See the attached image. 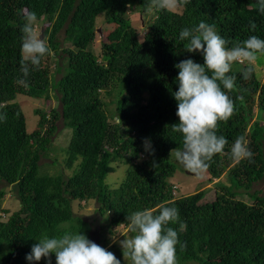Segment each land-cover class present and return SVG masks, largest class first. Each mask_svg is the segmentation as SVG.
Returning a JSON list of instances; mask_svg holds the SVG:
<instances>
[{"label":"trees","instance_id":"16d2710c","mask_svg":"<svg viewBox=\"0 0 264 264\" xmlns=\"http://www.w3.org/2000/svg\"><path fill=\"white\" fill-rule=\"evenodd\" d=\"M149 4L150 0H0V203L8 193L20 202L7 221H0V264H30L26 256L35 239L61 235L65 231L60 224L76 218L89 225L82 233L90 239L94 222L76 216L73 204L93 201L100 217L108 218L101 245L108 246L121 264L130 262H124L121 247L113 243L115 230L125 227L127 214L165 202L179 209L180 222L186 225L179 232V264H264V196L252 192L264 179V58L252 65L236 62L229 73L236 76L235 89L228 92L236 111L217 129L229 144L208 169L216 179L227 174V182H217L210 196L207 190L180 195L174 181L180 163L171 153L183 146L181 134L171 127L179 122L174 66L186 59L203 63L199 53L185 51L181 30L204 21L215 25L231 47L251 35L264 39V14L254 7L256 0H188L180 12L154 9L139 30L131 15L147 14ZM25 10L35 12L38 22L49 23L44 35L53 54L43 57L21 84ZM99 17L111 28L99 31ZM62 32L63 44L58 39ZM249 67L251 76L245 79L242 73ZM54 73L61 78L53 81ZM50 92L58 97L60 109H38L37 127L28 132L17 96L40 99ZM60 121L72 132L65 162L72 174L67 177L63 170L46 173L59 168L57 156L50 164L40 163L58 153L54 143ZM241 135L253 156L237 162L230 148ZM145 140L154 154L145 150ZM119 163L127 167L125 178L111 189L106 179ZM170 226L179 231L180 223ZM39 264L47 263L42 259Z\"/></svg>","mask_w":264,"mask_h":264},{"label":"clouds","instance_id":"9594fccd","mask_svg":"<svg viewBox=\"0 0 264 264\" xmlns=\"http://www.w3.org/2000/svg\"><path fill=\"white\" fill-rule=\"evenodd\" d=\"M187 2L188 0H150L148 11L155 9L174 12ZM128 7L131 8V5ZM254 7L264 14V0H256ZM24 21L21 28L23 35L20 61L23 79L18 81L21 84L27 83L30 70L38 68L43 57L53 54L44 38V30L41 32L44 37L36 30V25L43 23L38 22L37 14L25 10ZM250 27L255 30V23L250 22ZM179 38L187 41L185 51L199 53L203 63L186 59L174 66L178 69V90L173 93V97L177 102L176 116L179 122L171 127L181 134L183 146L173 149L171 153H175L176 160L186 170L199 177L208 172L213 157L223 153L229 144L226 137L217 135V129L219 122L229 120L236 111L235 101L228 95L236 86V76L229 75L232 66L236 62L252 65L260 56H264V39L251 35L229 47L230 42L217 32L215 25L204 21L193 27L183 28ZM251 72L249 67L242 74L248 79ZM118 120L120 121L119 117ZM144 146L146 151L154 154L149 140L144 141ZM230 155L237 162L252 158L253 153L245 136H238L232 142ZM9 197L10 193L4 200ZM4 200L0 203V221H7L15 211H9L8 214L3 212ZM177 223H180L179 231L170 226ZM124 225L127 234H122L124 239L119 241L124 262L179 264L176 254L177 245L180 244L179 232L186 225L180 222L177 207L165 202L155 208L134 211L127 214ZM35 240L37 242L26 256L30 264H39L42 259L51 264L53 254L55 264H121V260L107 250L108 246L102 247L101 239H97L98 244L92 241V231L90 239L79 228V231H65L58 236L45 234Z\"/></svg>","mask_w":264,"mask_h":264},{"label":"rangeland","instance_id":"374dc122","mask_svg":"<svg viewBox=\"0 0 264 264\" xmlns=\"http://www.w3.org/2000/svg\"><path fill=\"white\" fill-rule=\"evenodd\" d=\"M154 9L151 12H147V14L145 15H138L137 13H133L131 15V19L134 22V26L137 29H142L143 28V24L146 23L150 17L154 14ZM177 12H180L181 9L178 8L177 10H175ZM103 20V17H99L97 19L98 23H99V27L98 29L100 30H106V29H110L111 26L110 25H106ZM102 21V22H101ZM49 25V23L47 22H43L42 24H37L36 25V30L38 32V34L41 35V32L45 29V27H47ZM141 34V33H140ZM141 36V35H140ZM45 38V37H44ZM59 41L63 44V40H64V34L63 32L59 34L58 36ZM100 44V40L98 41V44L96 46H98ZM63 57V56H62ZM61 57V53L60 55L57 57V61L58 64L61 65L62 64V58ZM264 58L263 56H260L259 59L261 61V59ZM61 75L60 74H56L54 73L53 75V81L60 79ZM16 102L20 104L22 111L26 117V124H27V129L28 132H32L36 127H37V123L39 121V115L36 114V111L38 109H45V108H58L60 109V102L58 97H55V93L54 92H50L46 97L43 98H31V97H27V96H23V95H19L16 98ZM108 109L110 111H113V107L112 106H108ZM254 112L256 113L257 108L256 106H254L253 108ZM58 138L57 141L54 143V146L58 148V153H51L50 154V158L48 157H43L41 160V165L44 164H50L52 163V160L57 156L58 159V165L59 168H52L51 173L50 171H46L47 174L49 175H57L58 172H60L61 170L64 171V175L70 176L72 174V170L67 168V166L65 165L66 160H67V147L69 145L71 136H72V132L69 129H65L63 127L62 122L60 121L58 123ZM62 150H64L65 152H63ZM53 158V159H52ZM78 163V162H77ZM76 163V164H77ZM75 164V165H76ZM116 171L112 174H110L107 179H106V184L108 185L109 188L111 189H116L118 188L121 183L123 182L124 178H125V174H126V170L127 167L126 165L119 163L116 165ZM180 170L178 171V173L175 176L174 181L177 182V185L179 187V191L178 193L180 195L183 196H187V195H191L196 193L199 190H207L208 191V196L212 195L213 192L210 188H216L219 187L216 185L217 182H221L223 181L224 183L227 182V174L225 176L220 177L219 179L213 178V175H211L210 173H205L202 176H196L192 173H190L188 170H186L181 164H180ZM2 187V186H1ZM254 191H260L261 195L264 196V179L259 181L258 183H255L252 189V192ZM243 192V191H241ZM13 194V193H12ZM243 195V194H242ZM243 198L247 201H250V197L248 195H243ZM4 209H8L10 212H13L14 210H16L19 205V199L18 198H11L9 197L8 199L4 200ZM97 208H98V204L93 201L90 202L88 204H82L81 206H79L78 203H74L73 204V209H74V213L76 216L83 218V221H88V223L90 222H94L91 223V225L93 226V230L92 231V241L97 243V239H101L102 235H101V229L104 227H106V224L108 222V218H104V217H100V215L97 212ZM9 212V213H10ZM10 216V215H9ZM76 218V217H74ZM85 219V220H84ZM79 226V228H81V230H83L82 232H87L89 230V225L85 222L81 221L80 224V220L78 218H76V222H69V223H62L60 224V229L62 228V231H78L76 230L77 225ZM71 228V229H69ZM103 234V232H102ZM122 234H127L126 233V228H118L115 230V235H114V242L117 243L118 246L119 245V241L123 240L124 237L122 236ZM45 262L48 264L47 260L45 259ZM51 264H55V255L53 254L51 256Z\"/></svg>","mask_w":264,"mask_h":264},{"label":"water","instance_id":"95a60500","mask_svg":"<svg viewBox=\"0 0 264 264\" xmlns=\"http://www.w3.org/2000/svg\"><path fill=\"white\" fill-rule=\"evenodd\" d=\"M41 36H42V37H44V35H43V34H42Z\"/></svg>","mask_w":264,"mask_h":264}]
</instances>
